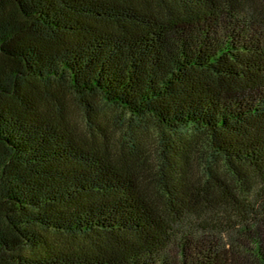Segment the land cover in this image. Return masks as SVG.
I'll list each match as a JSON object with an SVG mask.
<instances>
[{"label":"trees","instance_id":"trees-1","mask_svg":"<svg viewBox=\"0 0 264 264\" xmlns=\"http://www.w3.org/2000/svg\"><path fill=\"white\" fill-rule=\"evenodd\" d=\"M0 264H264V0H0Z\"/></svg>","mask_w":264,"mask_h":264},{"label":"rangeland","instance_id":"rangeland-1","mask_svg":"<svg viewBox=\"0 0 264 264\" xmlns=\"http://www.w3.org/2000/svg\"><path fill=\"white\" fill-rule=\"evenodd\" d=\"M112 114H114V113H112Z\"/></svg>","mask_w":264,"mask_h":264}]
</instances>
